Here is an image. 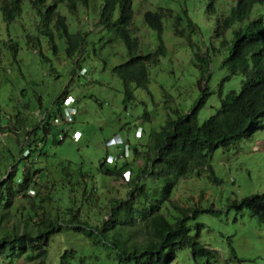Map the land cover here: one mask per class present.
<instances>
[{
    "label": "trees",
    "instance_id": "obj_1",
    "mask_svg": "<svg viewBox=\"0 0 264 264\" xmlns=\"http://www.w3.org/2000/svg\"><path fill=\"white\" fill-rule=\"evenodd\" d=\"M22 1L1 0L0 9L6 23L14 21L21 12ZM134 1L102 0L97 21V25L111 31V41L121 42L126 47V60L112 67L113 74L122 81L123 103L134 99V88H147L148 67L157 64L166 51L161 37L163 20L173 19V11L165 1L143 12L144 23L158 36L157 47L143 54L138 27L134 24ZM218 1L207 0L208 14L217 12ZM87 2L31 0L33 8L38 12L43 10L45 17L53 21L54 28L62 30L67 45L65 54L74 60V67L79 66L77 58L88 44L86 34L69 33L66 18L58 12V6L65 5L74 12L77 3L86 6ZM258 5H264V0H232L228 6H223L227 12L215 18L214 34L228 50L220 63V67L228 71L225 79L237 74L243 79L239 91L230 90L221 95L214 115L198 123V109L204 105L208 94L202 86L199 102L188 113L168 119L159 130L149 132L146 141L142 128L143 135L134 138V143L124 135L123 140L129 144L127 156L117 150L115 160L107 163L105 158L110 153L106 149L98 170L102 175L121 180L128 192L124 198L111 200L108 218L96 226L82 219L80 208H75L69 196L65 203L63 199L64 193L81 191L85 198L98 191L96 186L89 187V172L82 164H72L69 160L57 163L48 160L46 139L52 126L57 131L62 129L55 127L53 118L60 114L62 98L69 95L68 91L65 89L55 100L56 112L40 114L39 125L31 131H25L23 127L27 123L21 116L16 117L14 134H4L8 146H0V264H51L53 238L65 232L83 236L99 246L103 258L99 260L100 254L92 255L84 250V245H67L54 264H231L242 261L232 245L228 257L224 258L217 249L207 248L200 240V230L205 224L197 220L198 216L203 212L218 215L221 210L213 205L203 207L201 199L180 205L174 194L181 179L200 177L204 172L210 181L220 184L209 162L210 155L217 149L230 148L264 127V17L260 13L249 17ZM179 20L174 33L183 36L177 28ZM44 33L53 39L52 30L46 29ZM72 124L69 131L73 130ZM9 127H0V132L6 133ZM56 141L60 143L64 139L56 138ZM104 145L106 148V141ZM11 146L17 150L15 154ZM39 160L45 164L38 166ZM52 164L56 167L51 175L56 187L48 180ZM125 170L130 173L127 181L121 178ZM70 177L72 180L68 179ZM41 184L47 188L46 192H42ZM237 207L264 214V193L239 201Z\"/></svg>",
    "mask_w": 264,
    "mask_h": 264
},
{
    "label": "rangeland",
    "instance_id": "obj_2",
    "mask_svg": "<svg viewBox=\"0 0 264 264\" xmlns=\"http://www.w3.org/2000/svg\"><path fill=\"white\" fill-rule=\"evenodd\" d=\"M163 1L173 11V19L163 20L161 37L165 54L157 64L148 67L147 88H134V99L126 103H123L122 81L112 72V67L126 60V47L121 42L111 41V31L97 25L102 0H88L86 6L77 3L74 12L65 5L58 6V12L66 18L68 32L86 34L88 44L77 58L78 67H74V60L65 54L67 45L62 30L54 28L53 21L45 17L43 10L38 12L33 8L31 0L22 1L21 12L10 23L3 20L0 9V127L9 125L10 129L3 134H14L15 119L21 116L27 123L23 128L31 131L39 125L40 114L56 112L55 100L65 89L68 91L75 100L72 129L79 130L82 136L77 142L68 136L58 143L59 131L52 126L46 139L48 160L82 164L91 175L89 187L96 186V193L83 198L81 191H73L64 193L63 199L65 203L69 196L75 208H80L82 219L92 227L108 218L113 198H124L128 192L121 180L102 175L98 170L106 153L107 139L127 135L134 143L138 126L143 129L146 141L149 132L159 130L168 119L188 113L199 102L203 86L204 93L208 94L197 112L198 123H202L216 113L221 95L230 90L239 91L241 87L240 74L225 79L228 71L221 68L220 63L228 50L214 34L216 16L227 12L223 6H228L232 0H224V3L219 0L217 12L212 14L206 12L207 0H135L134 24L138 27L143 54L157 47L158 36L144 23L142 14L162 5ZM257 13L264 17V5L256 6L249 17ZM178 18L177 28L183 36L174 33ZM46 29L52 30L53 39L44 33ZM226 38H231L230 31ZM79 68L86 72L82 74ZM38 133L42 134L41 130ZM4 137L0 136V146H8ZM11 148L15 154L17 150ZM116 149L110 147L108 152L114 154ZM209 162L221 183L210 181L205 172L200 177L183 178L174 199L184 206L190 203L188 201L201 199L203 207L213 205L221 210L218 215L203 212L197 218L205 224L200 230V240L207 248L217 249L227 258L232 245L242 261L231 264H264V214L237 207L239 201L264 193V127L228 149L215 150ZM44 164L39 160L37 165ZM55 169V164L49 166L48 180L54 187L57 183L51 175ZM123 178L129 180L130 173L128 178L125 175ZM41 190L47 191L44 184ZM67 245H84V250L92 255L100 254L99 260L103 258L99 246L83 236L65 232L53 238L51 264Z\"/></svg>",
    "mask_w": 264,
    "mask_h": 264
},
{
    "label": "built area",
    "instance_id": "obj_3",
    "mask_svg": "<svg viewBox=\"0 0 264 264\" xmlns=\"http://www.w3.org/2000/svg\"><path fill=\"white\" fill-rule=\"evenodd\" d=\"M73 102V97L68 95L66 96L63 101L62 104L60 106V114L56 117H54L53 119V123L54 124H62L63 125V131L64 132H68V127L69 125L74 121V115H75V108L73 106H71V103ZM63 134L64 133H60L59 134V138L62 139L63 138ZM135 136L139 137L141 135V129L140 128H136L135 129ZM81 136V132L79 130H74L71 133V138L74 141H77ZM128 142L124 141L120 136H116L111 138L107 143L106 146L108 148L110 147H115L118 148L117 150H122L124 156L128 155V151H129V147H128ZM107 163H112L113 160H115V155L114 154H108L105 158ZM123 175H125L126 178L129 177V172H123ZM123 177V176H122ZM124 179V178H123ZM127 181V180H124ZM32 191H29V194H31Z\"/></svg>",
    "mask_w": 264,
    "mask_h": 264
},
{
    "label": "clouds",
    "instance_id": "obj_4",
    "mask_svg": "<svg viewBox=\"0 0 264 264\" xmlns=\"http://www.w3.org/2000/svg\"><path fill=\"white\" fill-rule=\"evenodd\" d=\"M81 70H82V74H84L85 70H84L83 68H82ZM67 96H68V95H67ZM70 96H71V95H70ZM65 97H66V96H65ZM65 97H64V98H65ZM64 98H62V101H63ZM74 101H75V100H74V98H73V102L71 103V106H73ZM61 104H62V103H61ZM59 111H61L60 108H59ZM53 119H54V118H53ZM74 119H75V115H74ZM72 123H73V122H72ZM55 127H57V128H62L61 130H59V132H58V134H57V137L59 136L60 133H64V134H63V138H62V139H64V140H65L68 136L71 137V133L74 131V130H72V131H71V130H70V131L68 130V132H64V131H63V125H62L61 123L58 124V125L55 126ZM136 128H140V129H141V127H136ZM134 133H135V131H134ZM141 134H142V130H141ZM81 136H82V133H81ZM81 136H80V138H81ZM116 136H120V135H116ZM116 136H112L111 138L116 137ZM120 137H121V136H120ZM80 138H79V139H80ZM111 138L107 139V140H106V143H107ZM121 138H122V137H121ZM136 138H137V137H136ZM58 139H60V138L58 137ZM79 139H78V140H79ZM122 139H123V138H122ZM78 140H77V141H78ZM77 141H75V142H77ZM106 148L109 149L107 146H106ZM115 152H117V151H115ZM27 153H28V152L25 151L24 155H26ZM106 156H107V155H106ZM121 178H122V180L124 181L123 177H121Z\"/></svg>",
    "mask_w": 264,
    "mask_h": 264
},
{
    "label": "crops",
    "instance_id": "obj_5",
    "mask_svg": "<svg viewBox=\"0 0 264 264\" xmlns=\"http://www.w3.org/2000/svg\"><path fill=\"white\" fill-rule=\"evenodd\" d=\"M18 118H16L15 120L17 121ZM4 135L2 132L0 133V136Z\"/></svg>",
    "mask_w": 264,
    "mask_h": 264
},
{
    "label": "bare ground",
    "instance_id": "obj_6",
    "mask_svg": "<svg viewBox=\"0 0 264 264\" xmlns=\"http://www.w3.org/2000/svg\"><path fill=\"white\" fill-rule=\"evenodd\" d=\"M237 2V1H236Z\"/></svg>",
    "mask_w": 264,
    "mask_h": 264
}]
</instances>
